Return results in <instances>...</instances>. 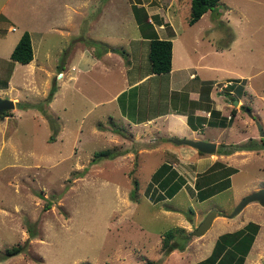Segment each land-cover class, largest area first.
Here are the masks:
<instances>
[{"label": "rangeland", "instance_id": "obj_1", "mask_svg": "<svg viewBox=\"0 0 264 264\" xmlns=\"http://www.w3.org/2000/svg\"><path fill=\"white\" fill-rule=\"evenodd\" d=\"M121 1L0 0V97L15 103L7 115L0 114V264H151L161 258L170 231L171 241L180 234L188 239L182 250H171L159 264H195L211 253L220 234L250 221L258 224V234L242 264H264V205L258 201L233 217L217 214L201 235L191 233L212 208L230 213L243 195L264 187V146L252 148L264 140V0H219L214 10L220 11L206 13L199 26L188 23L187 7L174 22L169 20L186 49L198 34L206 55L202 62L215 67L209 69L215 87L206 86L219 108L212 116L226 117L224 125L209 124L208 118L197 133L203 140H217L216 151L230 150L219 155L218 164L213 162V175L203 177L199 175L209 168L194 169L204 168L207 159L200 165L164 148L163 140L169 139L185 155L183 150L193 147L175 144L170 137L188 135L165 136L158 129L155 136L162 147L134 155L132 130L121 118L114 125L131 134L109 138L92 133L98 113L111 106L93 100L107 98L111 89L115 93L122 81L98 70L77 80L79 66L73 62L81 49L94 52L98 43H117L122 30L113 18ZM144 1L166 7L171 0ZM100 14L105 21L97 19ZM148 21L154 23L151 17ZM163 29L173 32L169 24ZM25 30L32 32L34 59L20 63L9 58L10 47ZM107 79L115 83L102 89ZM230 82L234 85L227 93L224 87ZM125 96L121 93L118 100ZM101 150L113 156H98ZM215 152L201 155L216 158ZM164 162L184 178L172 197L152 176ZM196 180L214 182L201 192ZM201 193L206 195L202 200ZM14 245L21 250L2 259Z\"/></svg>", "mask_w": 264, "mask_h": 264}, {"label": "crops", "instance_id": "obj_2", "mask_svg": "<svg viewBox=\"0 0 264 264\" xmlns=\"http://www.w3.org/2000/svg\"><path fill=\"white\" fill-rule=\"evenodd\" d=\"M128 1L127 9H125L124 5L125 0L121 1L122 4L114 15L115 18H113L114 22L121 24L120 30H122L121 34L115 36L117 37V43H98L99 48L97 51L93 52L92 49H88L87 51L81 49L75 53L76 59L73 64H78L80 73L79 76L75 75L76 78L78 76L77 80L83 78L82 75L88 74L93 70H98L105 72L108 77L116 75L117 78H114V81L116 79L122 81L118 82L121 83V88H118L115 93L111 89L110 95L107 98L93 100L95 102L103 100V104H110L111 106H107L105 111L98 113L92 133L107 136L113 133L131 134L127 132L126 128L121 129L119 126L114 125L116 118H121L132 130L133 140H131V144L133 145V149L131 148L130 150L134 152V155H136V152L139 154L142 151H155L157 147H162V144H158L156 140L158 138L155 136L156 133L160 134L159 130H162L165 136L188 135L191 138L201 139L197 136V133L201 132V127L205 125V122L202 126L199 124L201 116L208 119L212 116L210 109L217 111L219 109L214 106L215 102L212 101L211 89L209 91L202 84V81L207 80L209 81V86L211 84L214 86L215 78H210L209 69L213 70L215 67L202 62L206 55L201 54L198 34L191 38L192 44L190 49H186L183 44L182 34L176 32L169 21L172 19V22H174L180 10H183L184 7L190 9V0H171L169 6L166 7L152 6L144 0ZM75 7L77 8V6ZM212 11H220V9L217 7V10L209 9L205 11L191 25L199 26L201 18H204L206 13L211 15ZM148 17H151L155 24L148 21ZM97 19H104L105 21V18H102L101 14ZM88 22L89 24L93 23L94 18L89 19ZM164 24H169L173 32L167 33L164 30L165 28L163 29ZM28 32L31 37L32 32L30 30ZM155 36L172 41L171 69L167 72L154 73L151 70L148 52L151 37ZM17 40L14 41L13 46ZM13 46L12 48L10 47V51H12ZM208 51H212L213 53L217 51L223 52L221 49H215L214 51V48H210ZM204 69H207V71ZM60 72L63 74V71L60 70ZM207 74L208 77H205ZM75 76L72 78H75ZM114 81L107 79L106 85L101 86V88H112V84L115 83ZM120 92L126 94L122 102L118 100ZM127 94L129 95L127 96ZM85 96V98H89L88 94ZM95 98H100V95ZM114 101L116 102L113 103ZM209 104H211L210 107H208ZM138 111H141L142 115ZM189 116L192 117V123L195 127L189 124ZM211 118L215 119L213 116ZM218 118H220V115ZM137 134L139 135L135 136ZM163 141L165 143L164 148H167L170 152L173 151L172 153H177L183 159L186 158L188 160L193 157L194 161L199 162V164L202 159L208 160L206 166L204 168L201 167V170H197V167H195V172L205 171L218 159L219 155H224L216 151V158H212L205 154L201 155L197 149L192 147H190L192 148L191 150H183L184 155L182 149H175V145L168 144L169 139ZM211 141L218 144L217 140ZM137 144H141V146L138 147ZM177 155L176 157L178 158ZM183 159L177 160L182 162ZM194 161H189L188 164H192ZM176 164L175 162L174 165Z\"/></svg>", "mask_w": 264, "mask_h": 264}, {"label": "trees", "instance_id": "obj_3", "mask_svg": "<svg viewBox=\"0 0 264 264\" xmlns=\"http://www.w3.org/2000/svg\"><path fill=\"white\" fill-rule=\"evenodd\" d=\"M219 0H190V15L188 18V23H193L199 17L207 10H214L216 9V6L218 4ZM171 55H172V41L170 39L165 38H159L157 36L151 37L150 40V46H149V60L151 64V70L154 73H163L167 72L171 69ZM33 58V50H32V42L30 34L27 30L23 31L15 43L11 53H10V59L14 61H18L20 63H27ZM239 81V80H238ZM237 81V82H238ZM202 84L207 86L209 84V81L205 80L202 81ZM234 83H227L224 88L227 89V93H231L229 89H232ZM209 86V85H208ZM210 87V86H209ZM56 88L52 87L50 90V96L53 95ZM208 89V88H207ZM225 89V90H226ZM204 90V89H203ZM239 91V90H238ZM235 98V97H233ZM247 107V106H246ZM7 110L1 112L0 114L7 115ZM210 113L212 115H216L217 111L210 109ZM212 116H210L208 123L209 124H220L224 125L226 122V117H220L218 120L212 119ZM192 117H188V122L191 126L195 127L192 123ZM200 119V117H198ZM206 117L201 116V122L199 124H202L206 122ZM58 130V129H57ZM56 130V131H57ZM49 139L54 140V136H51ZM255 143V142H252ZM246 148L250 147V145H244ZM255 147H263L264 146V140L261 138V143H255L252 145V148ZM230 150L228 149H219L218 153H224L228 154ZM199 153H202L199 151ZM98 156L104 155L107 157H112L113 154L109 153L108 150H101L97 153ZM215 164H218V162H214ZM213 163V165H214ZM212 166L209 167V169L205 172L200 174L199 177H203L204 175L211 176ZM209 173V174H208ZM216 173V172H215ZM229 176L231 173H228ZM154 180L159 183V185L165 190V195L167 197H172L179 189L182 183L184 184V178L181 176V174H177V171L172 168V165L169 163H162L161 166L155 171V173L152 175ZM227 175L226 181L224 183H227L225 187H228L229 185V177ZM198 177V178H199ZM197 178V179H198ZM174 182V180H176ZM222 179V178H221ZM214 182V181H212ZM203 183L201 180V183L199 180H196V184L198 185L199 190L201 192L203 189L210 188L211 183ZM135 189L138 187V181L134 179ZM223 187V188H225ZM198 190V191H199ZM135 191H132L130 193L131 199H135ZM206 195H203L201 193V199H204ZM258 224L256 222H248L245 224L244 227H241L237 230H234L232 232H225L220 234L213 246V249L211 253L201 260V262H197L195 264H242L244 256L247 254L251 243L254 239V235L257 232ZM166 239L163 242V254L160 259L156 261H150L151 264H159L165 255H167L171 250L173 249H179L182 250L184 248V245L188 239L186 234H180L177 238H175L173 241H171V238H173V232H166ZM21 250V245H14L11 247H7L5 249V255L2 257L5 258L10 255H14L18 253Z\"/></svg>", "mask_w": 264, "mask_h": 264}, {"label": "water", "instance_id": "obj_4", "mask_svg": "<svg viewBox=\"0 0 264 264\" xmlns=\"http://www.w3.org/2000/svg\"><path fill=\"white\" fill-rule=\"evenodd\" d=\"M238 100L234 99L233 104H237ZM15 103L11 98L0 97V113L14 108ZM262 132V130H260ZM263 134V132H262ZM172 142L175 144H185L189 145L200 152L204 153H213L217 149V144L214 141H207L197 138H187V137H171ZM258 201L261 205H264V187H260L256 190H253L246 195H243L238 202L234 205L230 213H221L218 212L216 208H212L205 217L199 222V224L191 231L194 235L203 234L211 225L214 220V217L219 214L227 217H233L238 214L249 202Z\"/></svg>", "mask_w": 264, "mask_h": 264}, {"label": "bare ground", "instance_id": "obj_5", "mask_svg": "<svg viewBox=\"0 0 264 264\" xmlns=\"http://www.w3.org/2000/svg\"><path fill=\"white\" fill-rule=\"evenodd\" d=\"M238 103V102H237Z\"/></svg>", "mask_w": 264, "mask_h": 264}, {"label": "built area", "instance_id": "obj_6", "mask_svg": "<svg viewBox=\"0 0 264 264\" xmlns=\"http://www.w3.org/2000/svg\"><path fill=\"white\" fill-rule=\"evenodd\" d=\"M231 83V82H230Z\"/></svg>", "mask_w": 264, "mask_h": 264}, {"label": "flooded vegetation", "instance_id": "obj_7", "mask_svg": "<svg viewBox=\"0 0 264 264\" xmlns=\"http://www.w3.org/2000/svg\"><path fill=\"white\" fill-rule=\"evenodd\" d=\"M171 138V137H170Z\"/></svg>", "mask_w": 264, "mask_h": 264}]
</instances>
